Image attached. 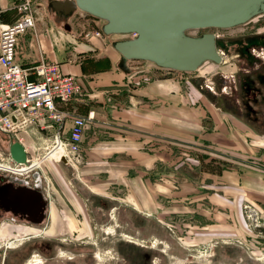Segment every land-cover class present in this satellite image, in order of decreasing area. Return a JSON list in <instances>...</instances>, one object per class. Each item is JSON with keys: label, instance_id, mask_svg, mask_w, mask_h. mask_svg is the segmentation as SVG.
<instances>
[{"label": "rangeland", "instance_id": "374dc122", "mask_svg": "<svg viewBox=\"0 0 264 264\" xmlns=\"http://www.w3.org/2000/svg\"><path fill=\"white\" fill-rule=\"evenodd\" d=\"M50 1L36 0L35 29L56 53L72 34L102 29L79 9L57 15ZM207 32L217 35L220 63L178 71L127 61L106 94L82 90L69 106L95 116L78 159L60 160L37 128L0 132L1 165L17 138L34 163L0 174L50 194L43 222L0 221V264H264V13L188 34ZM25 36L35 44L33 29ZM103 37L112 45L133 35Z\"/></svg>", "mask_w": 264, "mask_h": 264}, {"label": "water", "instance_id": "95a60500", "mask_svg": "<svg viewBox=\"0 0 264 264\" xmlns=\"http://www.w3.org/2000/svg\"><path fill=\"white\" fill-rule=\"evenodd\" d=\"M50 8L59 16L68 17L79 9L101 19L105 35L136 34L113 43L125 70L128 60L138 59L172 70L195 71L205 61L220 63L221 56L214 33L191 36L188 32L243 24L264 13V0H51ZM9 154L16 163H26L19 141L9 145ZM7 178L13 215L31 223L43 221L48 202L41 187Z\"/></svg>", "mask_w": 264, "mask_h": 264}, {"label": "built area", "instance_id": "2783aa9c", "mask_svg": "<svg viewBox=\"0 0 264 264\" xmlns=\"http://www.w3.org/2000/svg\"><path fill=\"white\" fill-rule=\"evenodd\" d=\"M10 2L9 8L0 4V132L16 138L18 131L28 132L29 128H37L52 136L54 144L51 151L69 163L81 156L84 134L94 120L95 112L90 110L80 114L69 106L81 94V84L75 75L63 72L59 63L42 57L35 29L36 0ZM11 10L17 15L7 20ZM31 29L41 59L32 67H26L18 62L17 54L21 37ZM95 35L105 34L99 29ZM17 140L24 146L26 163H16L9 154L6 164H0V167L9 172L28 173L33 170L34 163L29 160L23 141Z\"/></svg>", "mask_w": 264, "mask_h": 264}, {"label": "crops", "instance_id": "0c3cea01", "mask_svg": "<svg viewBox=\"0 0 264 264\" xmlns=\"http://www.w3.org/2000/svg\"><path fill=\"white\" fill-rule=\"evenodd\" d=\"M66 30L68 32L70 28ZM96 30L98 29L88 30L85 33L81 31L79 34H72V38L69 39L70 46H67L68 51L62 50L56 53L52 50L48 42L50 38L49 35L41 38L42 45H40L42 57L46 61L59 63L63 72L75 75L85 95L101 97L106 94L113 85H118L117 82L120 80V72L125 69L121 64V56L114 49L113 44L106 43L103 36H96ZM73 31L74 29L72 27L69 32L72 33ZM58 33L61 35L60 32ZM53 36H57V34L54 33ZM92 39H98V41H92ZM32 41L33 38H29L28 36H22L20 39L17 60L26 67H32L41 59L36 45ZM126 71H128V69ZM76 99L77 98H74V101ZM72 108L79 112V106H72ZM88 108V110H90L93 107L89 106ZM95 121L98 123L100 122L99 119H95ZM260 184H264V180H260ZM45 195L46 197H50L46 189ZM261 211L264 213V205H261Z\"/></svg>", "mask_w": 264, "mask_h": 264}, {"label": "flooded vegetation", "instance_id": "af4514ba", "mask_svg": "<svg viewBox=\"0 0 264 264\" xmlns=\"http://www.w3.org/2000/svg\"><path fill=\"white\" fill-rule=\"evenodd\" d=\"M246 50H248L247 47H246ZM8 176L9 175L0 174V221H2L5 218L6 214H10V215L13 214L11 211L12 207H11V199H10L11 198L10 196V193H11L10 185L11 184L9 183V179L7 178ZM14 186H17V185H14ZM43 194L45 196L44 192ZM39 223H34V224H39Z\"/></svg>", "mask_w": 264, "mask_h": 264}, {"label": "bare ground", "instance_id": "6f19581e", "mask_svg": "<svg viewBox=\"0 0 264 264\" xmlns=\"http://www.w3.org/2000/svg\"><path fill=\"white\" fill-rule=\"evenodd\" d=\"M77 9H75L73 12H75ZM103 25V24H102ZM128 34H131V33H128ZM136 37V36H135ZM215 37H217V35H215ZM132 38H134V37H132ZM216 46H217V39H216ZM217 50H218V52H219V54H220V56H221V61L223 60V53L218 49V47H217ZM130 60H135V59H130ZM138 60V59H137ZM145 61H147V60H145ZM56 153V152H55ZM54 153V154H55ZM59 157V156H58ZM4 175H9V176H11V177H13L12 175H10V174H4ZM15 177V176H14ZM17 178H19V177H17ZM23 180V179H22ZM36 186H38V185H36ZM10 245V244H9ZM11 247V246H10Z\"/></svg>", "mask_w": 264, "mask_h": 264}]
</instances>
